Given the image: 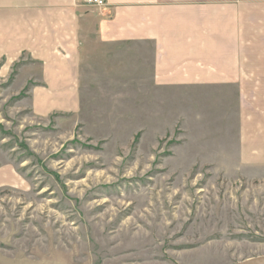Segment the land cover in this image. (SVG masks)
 <instances>
[{"label":"rangeland","instance_id":"obj_1","mask_svg":"<svg viewBox=\"0 0 264 264\" xmlns=\"http://www.w3.org/2000/svg\"><path fill=\"white\" fill-rule=\"evenodd\" d=\"M129 49L83 55L77 113L34 115L25 57L0 80V264L264 257V162L243 158L242 97L157 89L148 52L134 67Z\"/></svg>","mask_w":264,"mask_h":264},{"label":"crops","instance_id":"obj_2","mask_svg":"<svg viewBox=\"0 0 264 264\" xmlns=\"http://www.w3.org/2000/svg\"><path fill=\"white\" fill-rule=\"evenodd\" d=\"M106 1L92 10L82 0H0V80L25 57L37 68L34 115L77 113L83 55L114 50L111 61L124 62L115 49L130 48L137 67L148 52L157 89H234L245 105L243 158L264 162V128L250 119L264 96V0Z\"/></svg>","mask_w":264,"mask_h":264},{"label":"built area","instance_id":"obj_3","mask_svg":"<svg viewBox=\"0 0 264 264\" xmlns=\"http://www.w3.org/2000/svg\"><path fill=\"white\" fill-rule=\"evenodd\" d=\"M84 7L92 10H103L108 7L106 0H82Z\"/></svg>","mask_w":264,"mask_h":264},{"label":"water","instance_id":"obj_4","mask_svg":"<svg viewBox=\"0 0 264 264\" xmlns=\"http://www.w3.org/2000/svg\"><path fill=\"white\" fill-rule=\"evenodd\" d=\"M238 264H264V257L248 259Z\"/></svg>","mask_w":264,"mask_h":264}]
</instances>
